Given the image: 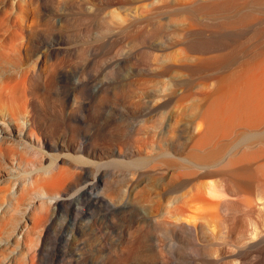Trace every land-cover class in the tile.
Returning a JSON list of instances; mask_svg holds the SVG:
<instances>
[{
  "label": "bare ground",
  "instance_id": "6f19581e",
  "mask_svg": "<svg viewBox=\"0 0 264 264\" xmlns=\"http://www.w3.org/2000/svg\"><path fill=\"white\" fill-rule=\"evenodd\" d=\"M262 5L264 0H0V184L21 178L34 186V202L25 203L21 196L13 204L15 216L0 213V234L6 232L9 238L6 244H18L17 235L32 223L40 231L39 244L30 252L33 260L44 253L51 227L64 222L67 230L61 243L51 247L54 258L65 256L64 264H132L146 239L152 238L151 230L171 235V257L164 259L165 264H203L191 254L204 255L205 264H264V134L244 144L223 142L235 138L241 123H264L260 40L264 33H253L242 42L234 37L231 44L226 39V32L256 22L255 13L264 11L254 8ZM234 9L233 17L226 16ZM150 15H159L161 23L149 21ZM200 18L218 22L202 27ZM133 39L138 45L154 40L155 50L174 48L177 55L161 53L153 59V52L133 49ZM134 75L162 81V105L189 101V111L200 121L190 122L184 130L170 128L164 138L150 134L144 141L136 139L145 129L132 134L127 127L131 98L142 87L132 82ZM83 112L102 119L105 126L87 132ZM156 149L162 157L153 165L162 169L161 176L170 167L177 169L162 182L139 186L132 198L134 203L143 200L147 208L162 206L164 215L154 217L147 227L128 230L120 245L110 247L102 258L96 253L99 259L92 262L82 253L81 236L86 234L82 231L90 224L100 228L105 215L99 212L124 204L118 194V199L112 197L115 192L100 168L124 163L135 154L146 160ZM180 161L185 164L179 165ZM252 163L257 177L246 167ZM134 177L128 178L132 182ZM217 177L232 181L249 196H241L232 186L224 190L222 181L223 191L218 193L212 180ZM74 190L80 194L76 205L70 203ZM259 200L263 204L257 207ZM68 203L72 204L69 222L57 213ZM190 203L200 204V211L199 206L192 208L199 213L183 211V204L192 207ZM205 216H211L213 223L208 225ZM164 252L159 248L150 255L158 259Z\"/></svg>",
  "mask_w": 264,
  "mask_h": 264
},
{
  "label": "rangeland",
  "instance_id": "374dc122",
  "mask_svg": "<svg viewBox=\"0 0 264 264\" xmlns=\"http://www.w3.org/2000/svg\"><path fill=\"white\" fill-rule=\"evenodd\" d=\"M253 7H255V6H251V8H253ZM240 7H237L236 9L238 10ZM255 10H259V9H261L262 11H264V5H262V6H260V8H258V6H256V8H254ZM254 9H252V10H254ZM237 10H232L231 12H229V13H227V15L226 16H228L229 18L230 17H233L234 15L233 14H235V12H237ZM257 14V15H256ZM260 14V15H259ZM255 13V15L256 16H259L258 18H257V20H256V18H255V20H256V22H254L253 21V23L250 25L249 23L245 26V27H241V28H238V29H236V30H228L229 32L227 33L226 32V39L229 41V43L231 44L232 43V41L233 40H235V39H242L241 40V42L242 41H246V40H248L252 35H253V33H254V35H255V33H257V32H263L264 33V13ZM178 16V15H177ZM157 17V18H156ZM156 17H155V15H153V16H151L150 15V17L149 16H147V18L149 19V21L151 20V21H153V22H155L156 24H158L157 22H159V23H161V20L160 19H158V17H159V15L157 16L156 15ZM174 17V16H173ZM176 17V16H175ZM160 18V17H159ZM147 19V20H148ZM201 20H199V22L201 21L202 22V27L205 25V27H207V26H209L210 24H212L214 21V23L213 24H216V22H218V20H215V19H211L210 20V22H208L209 21V19H208V21L206 20L207 18H200ZM204 19V20H203ZM261 21H260V20ZM158 20V21H157ZM212 20H214V21H212ZM263 20V21H262ZM205 21H207V23L205 22ZM201 22L199 23V24H201ZM249 25H250V27H249ZM199 26H201V25H199ZM198 26V27H199ZM240 30V31H239ZM257 30V31H256ZM231 32V33H230ZM237 32H239V33H237ZM238 34V35H237ZM235 35V36H234ZM238 37H240V38H238ZM235 37V38H234ZM237 37V38H236ZM234 38V39H233ZM231 39V40H230ZM233 39V40H232ZM134 41L136 40V39H133ZM132 40V47H133V49L135 48V50L137 49V51H139V50H141V51H143V52H148L150 55H151V53L150 52H153L152 53V55H151V57L153 58V59H156V58H158V57H161L162 56V54L163 55H167V54H169L170 53V56L171 55H173L174 53L177 55V53L175 52V49L173 48V50L172 49H167V50H163V51H160V50H158L157 51V49L155 50V41L153 40V43H151V41L149 42V41H145L146 43H140L139 45H138V42H137V40H136V42H137V44H135L134 43V41ZM260 40H261V46H264V36H262L261 38H260ZM149 43H151V44H149ZM228 43V44H229ZM146 45V46H145ZM150 45V46H149ZM243 47H246V46H244V45H242ZM154 47V48H153ZM139 49V50H138ZM151 49V50H150ZM152 49H153V51H152ZM154 51L155 52H157V54L159 53V51H160V53H159V55H156L155 53H154ZM140 52V51H139ZM167 52V53H166ZM169 52V53H168ZM162 53V54H161ZM165 53V54H164ZM161 54V55H160ZM174 54V55H175ZM158 56V57H157ZM231 69H232V66L230 67ZM132 82L134 83V84H136V85H141L140 87V89H137L136 90V92L133 94V96H132V100H131V112H130V116H129V120H128V123H127V127H129V130L131 131V133L132 134H135V132H139V131H141V129H143L142 127L144 126V129L145 130H142L141 132H140V137H139V135H137L136 136V139H138V138H140V139H142V141H144L145 139H148V137H149V135L150 134H155L154 136H157L158 138H160V137H162V138H164L165 137V135H166V131L168 130V129H170V128H175V129H178V130H184V129H186V128H188L189 127V125H190V122H193V121H198V118H197V116L195 115V114H193L194 112H192V111H189V106H190V102L189 101H183V102H181V101H176V100H174V101H172L170 104H167V105H162V102L160 101L161 100V96H162V94H163V91H162V81H161V83H157V80L155 81V80H152V78H143V79H140V77L139 76H137V75H134L133 77H132ZM156 83H157V85H156ZM119 86H117L116 88H115V90L118 88ZM160 102V103H159ZM185 102V103H184ZM179 103V104H178ZM188 103H189V105H188ZM188 105V106H187ZM187 106V107H186ZM187 110V111H186ZM183 111V112H182ZM83 114H84V119L86 120V122H87V124L84 126V128L87 130V132H89V133H93V132H95V130L98 128V127H103V126H105V122L102 120V119H97L95 116H92V114H89L88 112H83ZM183 115V116H182ZM157 117H159V118H163V121H162V118H161V121H160V123L159 124H157V125H153L152 123H155L154 121L157 119ZM97 119V120H96ZM155 119V120H154ZM181 121V122H180ZM200 121V120H199ZM198 121V122H199ZM90 122V123H89ZM130 122V123H129ZM177 122V123H176ZM156 124V123H155ZM153 125V126H152ZM261 125V126H260ZM257 124L256 125V123H253V124H245V123H241L236 129V133H235V138H237L239 135H243V136H241V138H239V139H235V138H229V139H227V140H223V142L224 143H231L232 145H234L235 143H238V142H240V143H242V144H244V143H246V142H248V140H249V138L250 137H254V136H259L260 134L262 135V134H264V123L263 124ZM253 126H255V127H257V128H254ZM259 126V127H258ZM139 128H141V129H139ZM239 128V129H238ZM85 130V131H86ZM129 131V132H130ZM249 135V136H248ZM148 136V137H147ZM246 137V138H245ZM248 137V138H247ZM145 138V139H144ZM167 138V141L169 142V143H171L172 142V140L170 139V138H168V137H166ZM183 143L186 141L185 140V138H183L182 140H181ZM232 141V142H231ZM233 142H234V144H233ZM186 143V142H185ZM157 151H151V157H148V158H146V160H140V154H135L132 158H130V159H128V160H126L124 163H117V164H112V165H106V166H103V167H101L100 168V170H99V173H103L102 175L105 177V179L107 178V176H108V178H109V180H108V178L106 179V181H107V183H109V187H110V189L113 191V192H115V195H113L114 193L110 190V192L109 193H112V195H110V194H108V195H110V196H112V197H115L117 194H118V196H119V199H121V200H123L124 201V204H123V206L122 207H118V208H115V211L114 210H109V209H104V210H102V211H100L99 212V215H101L102 214V216H103V214L105 215L104 216V218H105V221H104V224L100 227V228H98V227H93L92 226V224H90L89 225V227H88V225H87V227L88 228H84L85 229V231H82V233L81 234H85V235H82L81 236V246H82V253H83V255L84 256H86V257H88L92 262L94 261V259H96L95 261H98L97 260V256L95 255L96 253L98 254V256H99V258L102 256L103 257V255L106 253L105 251H107L108 249H111V248H115V247H117L118 245H120L121 244V242H122V239H123V237H124V235H125V233L128 231V230H131V229H136V228H139V227H141V226H146V225H149V223L151 222V221H153L152 219H154V217H158V218H161V216H163L164 215V213H165V211H164V209H163V207L162 206H156V208H155V206H152V207H149V208H147L148 206H145V204L143 203L144 201L142 200V202H139V200L138 201H136L135 203H134V201H133V194H134V192H135V190L139 187V186H141V185H151V184H156V183H159V182H162V181H164L165 179H167V178H169V175H170V173L171 172H174V170L175 169H177V168H175V167H170V168H168L167 169V171H168V173H166L167 171H165V169L163 170V171H165V172H163V174L164 175H162L161 176V174H162V169H160L159 167H157V169H156V167H154V165L153 164H155L156 162H158L157 161V159H159V158H157V157H162V156H159L160 154L159 153H161L158 149H156ZM156 153V155L154 156V154ZM150 158V159H149ZM34 160H36L37 158H33ZM38 160V159H37ZM136 160V162H134ZM148 160V161H147ZM156 162H155V161ZM140 161H142V162H140ZM138 164V165H137ZM185 164V162L183 161H180L179 162V165H184ZM153 165V167H151ZM248 165V166H247ZM246 167H248V169H250L249 171L250 172H252L251 174L254 176V177H257L256 175H257V173L256 172H254L255 171V164H246ZM139 168V169H138ZM141 168H144V169H141ZM150 168V169H149ZM106 169V170H105ZM138 169V170H137ZM152 169V170H151ZM161 170V172H160V170ZM174 169V170H173ZM253 169V171H251ZM142 170V171H141ZM156 170V171H155ZM157 170H159V171H157ZM179 171H180V168L178 169ZM182 171H178L179 173H182V172H184V170L183 169H181ZM138 171H139V173H138ZM147 172H151V173H146ZM154 172H157L155 175H154ZM159 172V173H158ZM105 173V174H104ZM113 174V175H112ZM133 174H137L135 177H134V175ZM154 175V177L156 178H154L153 176H151V175ZM115 175V176H114ZM160 175V176H159ZM150 176V177H149ZM165 176V177H164ZM260 175L258 174V177H259ZM132 180V178L134 177L135 179H133L134 181H130V179ZM163 177H164V179H163ZM127 178H128V180H127ZM160 180H159V179ZM219 177H217V179H218ZM11 179V180H10ZM150 181V182H147L148 180ZM150 179H152L153 181H151ZM216 178L215 179H212L213 180V185H214V187L216 188V190H217V188L219 189V191H218V193H221L223 190H222V185H223V189L224 190H226V188L227 187H231L232 189L234 188V189H237V191L238 192H236V193H239L241 196H243L244 197V195H246L244 192H242L241 193V191L234 185V184H232L233 182L231 181V182H229L230 180H228V182L227 183H225V182H223V180H220V179H218V180H220V182L217 180ZM159 180V181H158ZM114 181V182H113ZM116 181V182H115ZM128 181H130V183H128ZM140 181H142V182H140ZM223 182V184H222V182ZM145 182H147V183H145ZM153 182V183H152ZM217 182H218V184H220V185H218L217 184ZM136 183V184H135ZM137 183H140V184H138L137 185ZM230 183V184H229ZM119 186H118V185ZM123 184H124V186L126 185L127 186V189H129L130 191L132 190L133 192H130L129 190H128V192H127V190H126V188L123 186ZM129 184V185H128ZM94 185H95V188H94V186H93V188L95 189V190H97L96 188L100 185V183L99 182H96V183H94ZM117 185V186H116ZM136 185V186H135ZM227 185V186H226ZM113 188H112V187ZM121 186H123L125 189L123 190V187H122V191L120 190L121 189ZM132 186V187H131ZM221 188H220V187ZM225 186V187H224ZM234 186V187H233ZM0 187H1V189H0V213L3 215V216H15L16 215V212H14V210H13V207H15L13 204H16L15 202H17L18 200H19V198H21V196L22 197H24L23 199H22V201L23 202H25V203H27V201L28 202H34L33 200L34 199H32L33 198V185H30V184H28V182H25L23 179L21 180V178H8L7 180H5L3 183H1L0 184ZM4 187V188H3ZM7 187V188H6ZM115 187H116V190H117V192H116V190H115ZM119 187H120V189H119ZM9 188H12V189H9ZM3 189V190H2ZM233 189V190H234ZM115 190V191H114ZM126 190V192H125V194H124V191ZM222 190V191H221ZM75 191V190H74ZM72 191V192H70V197H72V201L70 202V203H73V204H75L76 205V203H77V199L80 197V194H79V192L78 191ZM109 191V189L107 190V191H105V194H106V192H108ZM119 191H121V192H119ZM221 191V192H220ZM235 191V190H234ZM77 192V193H76ZM225 193H226V191H224ZM127 193V194H126ZM130 193H131V196H129L130 195ZM2 194V195H1ZM75 194H77V195H75ZM79 194V195H78ZM223 194V193H222ZM244 194V195H243ZM126 197H125V196ZM247 197L249 196V194L248 195H246ZM126 199H125V198ZM246 197V198H247ZM253 197V196H252ZM76 198V199H75ZM115 198H117L118 199V197L116 196ZM249 198H251V196L249 197ZM249 198H247V199H249ZM75 199V200H74ZM214 200H215V198H214ZM74 201V202H73ZM260 201V202H259ZM258 202H257V207L258 206H261L263 203H262V200H259ZM76 202V203H75ZM139 202V203H138ZM70 203H68L66 206H65V208L64 207H59L58 208V210H57V213L58 214H60V215H62L63 216V218L65 219V220H67L68 222L71 220V217H72V212L70 211L71 210V206L70 205H72V204H70ZM86 203V202H85ZM127 203V204H126ZM139 205H138V204ZM142 203V204H141ZM195 203H197V202H195ZM194 203V204H195ZM262 203V204H261ZM141 204V205H140ZM189 204V203H188ZM190 204H192V203H190ZM194 204H192V207H191V205L189 206V208H188V206H186V207H184L186 204H183V207H182V209H183V211H184V209L186 210H190L189 211V213H194V214H196V213H199L198 211H195V208L197 207V206H199V211H200V208L202 209V207H200V204H197V206H196V204L194 205ZM203 204V203H202ZM201 204V205H202ZM207 204V203H206ZM211 206L213 205V204H211V203H209ZM217 204V203H216ZM227 203H225L224 204V206L225 207H233V206H231V204L230 203H228V205H226ZM229 204H230V206H229ZM86 204H83V206H85ZM215 205V204H214ZM126 206V207H125ZM128 206V207H127ZM204 206V205H203ZM263 207H264V205H262ZM67 207V208H66ZM144 207V208H143ZM193 207H195L194 209H192ZM208 206H206V208H207ZM129 208H131V209H129ZM140 208V209H139ZM158 208V209H157ZM212 208V207H211ZM191 209H192V211L193 212H191ZM198 209V208H197ZM203 209H205V207H203ZM208 210H209V208H207ZM118 210V211H117ZM109 211V212H108ZM132 213H131V212ZM149 211H151V212H149ZM188 211H185V214H186V212H188ZM112 212H114V213H112ZM118 212V213H117ZM127 212V213H126ZM112 213V214H111ZM123 213V214H122ZM124 213H125V215H124ZM146 213V214H145ZM154 213H156V214H154ZM160 213H162V215L160 214ZM182 213H184V212H182ZM6 214V215H5ZM111 214V215H110ZM145 214V215H144ZM149 214H150V216H149ZM155 215V216H154ZM157 215V216H156ZM187 215H193V214H187ZM82 216V215H81ZM117 216V217H116ZM150 217H151V219H150ZM206 217V216H205ZM209 217H211V216H208V218H207V224L209 225V223H213V219L212 218H209ZM109 218V219H108ZM117 218V219H116ZM206 218H204V221H205V219ZM107 219V220H106ZM110 219H112L111 220V222H110ZM114 219V220H113ZM108 220H109V223H108ZM66 221V222H67ZM212 221V222H211ZM62 222V221H61ZM63 224H61V223H56L57 224V226H56V224L55 225H53L52 227H51V229L49 230V235H48V237H47V242H46V245H45V251H44V253H42L43 254V256H42V254L40 255V256H38L37 258H33V260H31L32 258H31V255H30V252H31V248L32 249H34V248H36V246L39 244V238H40V235H37V234H40V231H39V229L37 230V229H33L32 228V223H30L31 225H29V227L27 228V231L26 232H24V234H19V235H17V237H18V239H20V240H18V244L16 243H14V244H12V245H10V244H8V245H10V246H8L6 243L8 242V234L5 232H2L1 234H0V264H30L31 262L34 264V262H36L37 264H64L65 263V259H64V257L65 256H63V255H57L55 258L53 257V255L51 254V247L55 244V243H57V244H60L61 243V241H62V233L65 231L66 232V230H67V225H66V223H64V222H62ZM113 223V224H112ZM107 224H109L108 226H107ZM205 224H206V222H205ZM64 226V227H63ZM58 227H60V228H58ZM91 227V228H90ZM114 227V228H113ZM147 227V226H146ZM92 228H93V233L91 232V230H92ZM109 228V229H108ZM59 229V230H58ZM83 229V230H84ZM98 231H97V230ZM106 229H108V230H106ZM37 230V231H36ZM89 230H90V233H89ZM94 230H95V232H94ZM39 231V232H38ZM60 231V232H59ZM87 231V232H86ZM102 231V232H101ZM105 231H107V232H105ZM152 231V230H151ZM150 231V233L151 234H148L149 236V238L150 237H152L151 239H149V241H148V238L146 239V243H145V245L142 247V249H141V251L143 250V252L141 253V252H139V254L137 255V256H135L134 257V261L132 262V264H165L164 263V259L165 258H170L171 256V253L169 252V250L171 251L172 249H171V246H170V244H171V235L170 234H168V232L166 233V232H160V233H157V232H155V231H152L151 232ZM57 232V233H56ZM64 232V233H65ZM104 232V233H103ZM63 233V234H64ZM97 233V236L95 235ZM156 233V234H155ZM163 233L165 234V235H163ZM52 234V235H51ZM92 234V235H91ZM100 234V235H99ZM102 234V235H101ZM105 234V235H104ZM109 234V236H107ZM154 234V235H153ZM23 235V236H22ZM158 235V236H157ZM162 235V236H161ZM170 237H169V236ZM87 236H89V237H87ZM94 236H96V237H94ZM104 236V238H102ZM166 236V237H165ZM24 237V238H23ZM56 237V238H55ZM84 237V238H83ZM110 237V238H109ZM162 238V239H159V238ZM26 238V239H25ZM37 238H38V240H37ZM58 238V239H57ZM82 238L84 239V241L82 240ZM91 238H93L92 240H90ZM98 238H100V240L98 239ZM106 238L108 239V240H106ZM166 238V239H165ZM24 239V240H23ZM89 239V240H88ZM111 239V240H110ZM154 239V240H153ZM159 239V240H158ZM35 240V241H34ZM110 240V241H109ZM154 242H153V241ZM166 240H167V242H166ZM200 240V239H199ZM198 240V241H199ZM20 241V242H19ZM73 241V240H72ZM90 241V242H89ZM92 241H94V242H92ZM98 241H101V242H99L100 243V247L98 246L99 245V243H98ZM104 241H106V242H108V243H105ZM152 241V242H151ZM92 242V243H91ZM102 242H104L105 243V245H104V243H102ZM156 242V243H155ZM162 242H164V243H162ZM20 243V244H19ZM86 243V244H85ZM98 243V244H97ZM105 246V249H104V246L102 245V244ZM200 243L202 244V245H204L205 246V244L207 245L208 244V242L206 241V240H204V242L201 240L200 241ZM33 244H35V246H33ZM37 244V245H36ZM89 244H92V246H90ZM106 244H108L107 246H106ZM148 244V245H147ZM151 244V245H150ZM7 245V246H6ZM96 245H97V247H96ZM102 245V246H101ZM112 245V246H111ZM153 245V246H152ZM158 245V246H157ZM166 245H168L169 247H170V249H168L167 248V246ZM16 246V247H15ZM30 246H32V247H30ZM147 246H151V247H147ZM12 247V248H11ZM90 247V248H89ZM99 247V248H98ZM102 247V248H101ZM111 247V248H110ZM156 247V248H155ZM162 249V253H163V251L165 250V252H164V255L165 256H167V257H165V256H163L162 255V257L161 258H158V259H153L154 258V256L152 257L150 254H152L153 252L155 253V250L156 249ZM95 249L94 251H93V249ZM98 248V249H97ZM151 248V249H150ZM164 248V249H163ZM90 249H91V252H90ZM100 249V250H99ZM103 249V250H102ZM147 250V251H146ZM3 251V252H2ZM98 251H99V253H98ZM104 253H103V252ZM168 251V252H167ZM91 254H90V253ZM3 253V254H2ZM100 254V255H99ZM153 255V254H152ZM155 255V254H154ZM192 256H193V258H195L199 263H203V264H205V262L207 261V258L204 256V255H201V256H199L198 258L194 255V254H191ZM42 256V257H41ZM49 256V257H48ZM93 256H95L94 258H93ZM148 256H150L151 258H150V261H149V258L147 259V257ZM39 257H41V259L39 258ZM97 257V258H96ZM101 257V258H102ZM98 258V259H99ZM227 258H228V260H227ZM227 258H225V261H229V259H230V257H227ZM232 258V257H231ZM151 260H154V261H151ZM160 262H159V261ZM200 260V261H199ZM34 261V262H33ZM45 261V262H44ZM161 261L163 262V263H161ZM202 261V262H201ZM19 262V263H18ZM22 262V263H21ZM31 263V264H32ZM35 263V264H36Z\"/></svg>",
  "mask_w": 264,
  "mask_h": 264
}]
</instances>
